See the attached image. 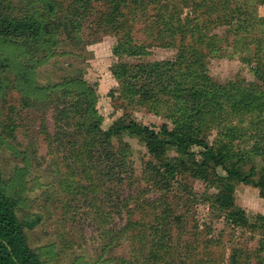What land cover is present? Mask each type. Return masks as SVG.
Wrapping results in <instances>:
<instances>
[{"label": "trees", "instance_id": "obj_1", "mask_svg": "<svg viewBox=\"0 0 264 264\" xmlns=\"http://www.w3.org/2000/svg\"><path fill=\"white\" fill-rule=\"evenodd\" d=\"M260 5L264 0H0V90H13L19 96L12 110L5 111L3 131L13 137L23 110L39 103L55 104L54 130H49L44 119L41 132L51 152L60 153L68 188L84 197L104 190L108 202L115 205L121 199L127 209L129 203L120 191L125 183L133 187L134 178L126 137L138 139L148 150L151 159L145 175L160 197L146 203L152 217L149 223L130 218L125 227L138 242L135 248L143 251V262L136 253L121 259V264H220L214 248L221 240L206 239L202 232L195 233L187 245L192 253L182 260L188 250L185 253L186 245L174 234V227L183 223L179 193H193L183 177L207 180L216 192L206 200L224 211L234 227L264 230V214H248L234 198L239 183L252 185L264 198V165L255 162L264 152ZM139 19L150 32L149 43L133 35ZM225 24L230 26L227 42L231 34L237 47L244 44L248 50L249 43L255 44L247 60L258 82L221 84L211 76L208 59L219 55L224 41L213 31ZM85 26L117 36L112 50L116 57L135 58V62L120 60L112 66L120 84L110 93L113 102L122 101L126 111L144 106L163 113L172 125L165 122L156 129L138 122L128 111L103 128L98 84L91 83L82 70L57 82H39L38 68L64 53L66 39L79 40ZM155 45L178 46V53L173 59L150 60ZM246 113L256 115L255 123L263 124L260 141L250 149H236L235 141L244 139L247 130L227 123L226 118ZM215 126L218 132L211 143L210 131ZM255 135L254 130L251 136ZM4 142L0 137V146ZM28 174V163L15 167L9 177L0 170V264H45L42 248L32 247L28 236L42 217L23 210ZM78 174L88 183H75ZM239 257L234 249L231 258L237 262Z\"/></svg>", "mask_w": 264, "mask_h": 264}, {"label": "rangeland", "instance_id": "obj_2", "mask_svg": "<svg viewBox=\"0 0 264 264\" xmlns=\"http://www.w3.org/2000/svg\"><path fill=\"white\" fill-rule=\"evenodd\" d=\"M257 15L264 17V5L258 7ZM229 29L230 26L225 24L215 27L213 31L224 41L219 55L208 59L211 76L221 84L238 81L246 85L258 82L251 70L253 65L247 60L252 54L250 49L254 48L255 44L249 43L248 50H245L244 44L237 47L234 43L236 37L231 34L227 42ZM149 33L143 20L136 21L133 32L136 40L149 43ZM250 36L245 35L246 42L251 41ZM116 42L117 36L113 33L85 26L79 40L73 42L66 39L62 46L64 53L38 68L37 78L41 84H47L82 70L91 83L98 84V108L104 116L105 129L128 111L138 122L156 129L165 122L172 125L163 113L157 114L144 106H133L126 111L122 101L113 102L110 93L120 84L113 75L112 66L120 60L135 62V58L124 56L120 59L113 54ZM151 49L152 54L148 57L150 60L173 59L178 53V46L155 45ZM18 97L16 91L7 89L5 93H1L0 90V137L5 141L0 146V170L9 177L15 167L28 163V189L23 210L42 217L36 227L28 233L31 246L42 248L45 264H121V259L133 258L136 253L142 263L144 253L135 248L138 242L131 238V230H126L125 227L130 218L149 223L152 217L146 203L160 197V193L151 187L145 175L146 162L151 159L147 148L138 139L126 137L132 149L130 162L133 166L134 185L132 187L125 183L121 188L120 197L127 199L128 209L121 203V199L115 205L111 201L108 202L104 190L94 194L86 193L87 197L75 194L66 185L69 177L65 164L58 156L60 153L51 152L45 135L41 132L44 119L49 130H54L52 117L55 104L39 103L23 110V120L14 130L13 137L3 131L5 111L12 110V106L18 102ZM226 119L227 123L233 122L234 125L247 130L244 139L235 141L236 149L247 150L259 144V134L262 132L260 128L263 124L255 123L256 115L231 114ZM252 128L256 132L255 136H251L254 131ZM217 132V126L210 131L211 143L215 140ZM57 145L61 146L59 143ZM260 145H263V141ZM255 162L264 165V152L256 156ZM75 176V183L77 180L79 183H88L81 179L80 174ZM183 179L193 193H179L178 213L183 216V223L180 227H174V234L176 240L181 238L183 247L186 245L185 253L188 250L185 256L183 254L182 260L192 253L187 245L194 240L195 233L202 232L206 239L216 237L221 240L218 248H214L221 259L220 264H264V230L253 231L234 227L227 221L224 211H219L206 200L208 194L216 192L207 180L186 177ZM113 187L112 185V189ZM103 188L106 189L105 186ZM234 198L237 205L248 214H264V198L252 185L239 183ZM234 249L240 252V261L235 262L231 258Z\"/></svg>", "mask_w": 264, "mask_h": 264}]
</instances>
